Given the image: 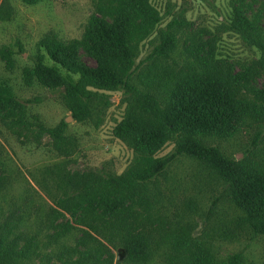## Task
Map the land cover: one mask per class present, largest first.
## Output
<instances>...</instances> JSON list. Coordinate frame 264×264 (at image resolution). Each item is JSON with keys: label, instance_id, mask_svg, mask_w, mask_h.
I'll return each instance as SVG.
<instances>
[{"label": "trees", "instance_id": "trees-1", "mask_svg": "<svg viewBox=\"0 0 264 264\" xmlns=\"http://www.w3.org/2000/svg\"><path fill=\"white\" fill-rule=\"evenodd\" d=\"M94 1L101 16L97 13L90 16L81 41L69 43L54 33L45 34L38 42L33 64L24 68V78L27 83L36 79L44 85L62 87V98L72 117L85 121L97 114V127L111 104L106 91L124 90L128 95L125 113L113 133L133 149L134 156L120 174L79 169L69 157L73 150L69 148L72 141L66 134V119L54 127H43L54 138L60 153L67 157L40 169V178L32 174L53 203L46 216L55 232L48 236L55 243L63 234L75 230L76 226L69 222H59L64 212H68L81 226L76 242L85 247L63 245L58 261L111 264L98 253L104 249L113 258L101 240L105 239L114 245L122 244L133 264L149 263L163 248L170 264H216V252L191 236L190 224L174 223L160 212L161 208L154 209L160 201L149 190V183L155 182L178 156L193 158L228 185L233 200L244 212V221L255 233L264 234V165L257 164L253 151L248 159L238 161L206 142L208 136L234 135L237 126L248 120L264 124V88L247 87L255 74L253 70L225 71L211 65L207 55L199 58L190 54L195 61L202 60L201 73L195 64H180L173 55L178 33L186 26L183 17H175L165 28H157L160 13L149 0ZM229 26L261 47L263 55L256 63L264 67V42L260 40L264 32L256 18L249 19L244 10L235 7ZM155 31L150 40L151 52L137 62L140 44ZM79 45L95 59L94 66L79 59ZM15 52L11 44L0 47V59L8 68L15 65ZM185 64L193 67L189 74L182 69L179 73L167 71L169 66ZM241 88H247L254 97H239ZM4 110L10 116L16 111L19 114L16 121L23 123L25 104L0 77V113ZM260 137L258 131L254 145ZM171 140L175 151L158 155ZM136 197L145 205L143 217L134 210L132 202ZM143 220L154 227L146 228ZM177 230L183 232L177 234ZM22 234L9 239L0 230V264H19V256L30 254L26 247L20 253L17 250ZM75 253L77 258H73ZM242 253L229 255L227 262L219 264H244Z\"/></svg>", "mask_w": 264, "mask_h": 264}, {"label": "rangeland", "instance_id": "rangeland-1", "mask_svg": "<svg viewBox=\"0 0 264 264\" xmlns=\"http://www.w3.org/2000/svg\"><path fill=\"white\" fill-rule=\"evenodd\" d=\"M149 1L160 13L157 28H165L175 17H183L186 22L178 33L179 40L173 55L180 64H195L201 73L204 69L200 64L202 60L195 61L194 55L199 58L207 55L211 65H218L225 71L253 70L255 74L247 87L264 88V67L256 63L263 55L261 47L250 43L229 26L237 7L244 10L249 19L256 18V23L264 32V0ZM95 3L94 0H37L30 4L24 0H0V47L11 44L16 51L14 67L8 68L0 59V77L25 104L26 112L23 123L16 121L19 116L16 111L12 116L5 110L0 113V230L8 234L9 239L24 233L17 250L20 253L21 248L26 247L30 254H25L28 257L19 256V264H61L58 252L62 246L78 245L76 239L81 234L78 228L81 226L68 212H64L59 222H69L76 226L75 230L60 236L58 242L50 240L48 234L55 229L49 224L46 213L53 203L32 176L40 178V169L67 160L43 127H54L72 113L63 101L62 87L44 85L36 79L27 83L24 68L33 64L32 57L37 52L38 42L47 33H54L69 43L81 41L90 16L94 13L101 16ZM155 35L156 31L140 44L137 62L151 52L153 46L150 40ZM260 40L264 42V35ZM77 54L82 62L91 66L96 64L82 45H79ZM192 68L185 64L182 67L169 66L167 71L177 73L182 69L183 73L189 74ZM106 92L111 96V104L98 127L97 114L85 121L73 118L67 122L66 134L72 141L69 148L73 150L69 157L75 161L72 165L76 168L120 174L131 164L134 156L133 149L113 133L124 116L128 95L124 90ZM239 94V97H254L247 88H241ZM237 128L232 136H208L206 142L238 161L248 159L253 151L256 153L255 161L263 166L264 124L248 120ZM258 131H261V137L254 145ZM172 151H175L173 140L165 143L158 155ZM149 187L160 201L154 209L161 208L160 212L174 223L190 224L191 236L216 252V264L227 262L228 256L236 252H243L244 264H264V234L255 233L249 227L228 185L199 161L178 156L155 182L149 183ZM132 203L139 217L146 215L145 205L138 197ZM143 221L146 228L154 227ZM182 232L176 231L177 234ZM101 240L113 254L111 259L103 249L98 251L102 258L111 264H133L122 244L114 245L108 240ZM164 249L158 250L147 264H170ZM93 251L96 249L93 248ZM77 257L75 253L73 258Z\"/></svg>", "mask_w": 264, "mask_h": 264}, {"label": "water", "instance_id": "water-1", "mask_svg": "<svg viewBox=\"0 0 264 264\" xmlns=\"http://www.w3.org/2000/svg\"><path fill=\"white\" fill-rule=\"evenodd\" d=\"M71 119H73V117H72V116H68V117L66 118V122H68V121L71 120Z\"/></svg>", "mask_w": 264, "mask_h": 264}]
</instances>
